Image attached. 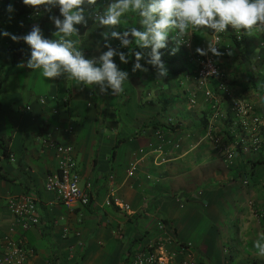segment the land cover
I'll use <instances>...</instances> for the list:
<instances>
[{"label":"crops","instance_id":"crops-1","mask_svg":"<svg viewBox=\"0 0 264 264\" xmlns=\"http://www.w3.org/2000/svg\"><path fill=\"white\" fill-rule=\"evenodd\" d=\"M111 2L86 4L87 26L79 24L75 27L79 33L66 39L77 41L75 47L85 59L95 58L97 66L108 51L106 43L127 54V63L119 55L113 58L128 73L124 91L116 96L111 88L102 94L100 85L67 79V73L48 79L42 70L20 67L31 58L30 46L0 34V139L8 142L9 150L5 157L0 149L4 176L0 177V257L3 238L10 236L35 251L28 264H127L136 252L161 242L169 254L191 243L195 264H264V256L254 246L264 236V148L239 153L234 164L227 165L206 137L211 105L194 74L186 72L190 52L207 49L208 41L214 44L213 30L190 28L175 55L170 51L176 47L173 38L178 30L171 31L167 47L160 50L168 76L157 80V69L146 62L151 48H140L134 40L120 47L110 35L131 27L144 30L137 13L125 14L112 27L91 16L97 9L102 14ZM9 4L15 9L12 13L7 11ZM22 4V0H0V33L26 35L36 25L46 39H57L50 15L28 20L20 16ZM47 7L51 12L60 10L59 5L41 6ZM228 29L220 50L225 54L216 56L217 62L234 99L249 103L264 116L263 31L257 26L249 35ZM236 33H243L244 43L235 42ZM185 41L191 43V50L185 48ZM137 51L144 54L140 64L147 73L132 72ZM63 97L69 98L66 106L59 102ZM159 129L167 140L163 154L150 148L159 144L155 136ZM46 133L73 146L81 187L93 186L89 206L70 210L46 190L47 176L58 169L56 153L39 141ZM133 163L136 172L129 177ZM24 194L37 199L40 217V224L27 232L15 229L8 208L10 198ZM111 195L129 205L131 212L107 206ZM179 263L177 256L174 264Z\"/></svg>","mask_w":264,"mask_h":264},{"label":"clouds","instance_id":"clouds-1","mask_svg":"<svg viewBox=\"0 0 264 264\" xmlns=\"http://www.w3.org/2000/svg\"><path fill=\"white\" fill-rule=\"evenodd\" d=\"M26 6L39 9L41 6L59 5L60 14L63 20L56 16H50L58 31L54 34L57 39H46L39 26L34 25L32 30L26 34L17 36L6 30L2 31L3 36L10 37L14 42L24 41L31 48V58L22 63L20 67H27L33 70H42L45 78H54L67 73V79H75L81 84L100 85V93L108 94L107 89L111 88V95L116 96L124 91L123 84L128 80V73L121 71L114 62V57L119 55L122 62L127 63V54L113 49L106 43L108 51L97 60L85 59L82 51L75 47L77 41L66 39L79 33L74 27L76 24L84 23L85 4L97 5V0H22ZM51 12V8L45 9ZM7 11H15L12 4L8 5ZM137 13L141 18L140 24L144 30L131 27L123 31H111L112 38L119 39L121 45L128 47L135 42L140 48H151L149 59L146 61L157 69V80L168 76V68L161 60V49L168 45L169 34L178 30L174 37L176 47L170 51L175 55L179 51L183 38L189 33V29L206 28L213 30V33H224L229 26L235 31L245 30L251 35L257 26L264 27V0H112L104 9L103 13L97 9L94 16L98 24L112 27L121 23L125 14ZM107 42L109 33L104 34ZM129 37L133 39L130 40ZM196 52L200 55H207L209 52L220 57L225 53L218 50L211 41H208L207 49L197 47ZM142 52H135V64L132 72L137 70L147 73L149 70L142 67L140 60ZM227 55H233L228 50ZM264 236L255 242V248L260 256H264Z\"/></svg>","mask_w":264,"mask_h":264},{"label":"built area","instance_id":"built-area-1","mask_svg":"<svg viewBox=\"0 0 264 264\" xmlns=\"http://www.w3.org/2000/svg\"><path fill=\"white\" fill-rule=\"evenodd\" d=\"M104 1V0H100ZM31 17L29 16L28 19ZM95 19V16H93ZM264 35V27H261ZM224 33H214V45L221 50L222 36ZM236 40H244L243 33H236ZM121 45V41L119 42ZM185 48L191 50V43L185 41ZM264 47V42L262 44ZM228 51V50H226ZM190 62L194 65L195 81L199 90L212 108L211 122L206 130V137L212 143L216 153L224 162L231 166L239 153L250 154L261 152L264 148V116L257 113L249 103L234 99L232 90L227 82L226 74L219 66L216 56L212 53L200 55L190 52ZM214 84V87H211ZM59 102L66 106L69 98L63 97ZM193 103L194 100H192ZM226 104L228 110L223 112L221 105ZM30 110V108H28ZM58 114V110L54 112ZM228 123V124H227ZM222 124V127H221ZM226 126V127H223ZM155 136L159 144H150L153 153L163 154V145L167 143L162 130H156ZM39 141L44 149L53 150L58 158V169L46 179V190L54 193L60 202L73 210L76 206L87 207L91 204L92 184L81 187L82 176L79 172L71 145H64L57 141L51 134L39 136ZM179 148L180 145H175ZM136 172V164H131L129 177ZM248 185V180L244 181ZM107 206H116L125 212H131V207L118 197L111 195L106 200ZM8 208L14 216L15 229L27 232L40 224L37 199L24 194L12 197L8 201ZM160 225V230H164ZM3 255L0 264H28L29 259L35 255L32 248L23 242L14 241L10 236L3 238ZM180 257L179 264H195V252L191 243L181 244L178 252L169 254L164 242L150 244L144 250L138 251L130 258L127 264H174L176 257Z\"/></svg>","mask_w":264,"mask_h":264},{"label":"trees","instance_id":"trees-1","mask_svg":"<svg viewBox=\"0 0 264 264\" xmlns=\"http://www.w3.org/2000/svg\"><path fill=\"white\" fill-rule=\"evenodd\" d=\"M83 7L85 9H87L86 4ZM94 12L92 11V14H91L92 17L94 16ZM42 14L43 15L45 14V15H50V16H56V17L60 18L61 20H63V17L60 14V10L52 11V12H47L44 8H41V7L39 9H37V8L31 7V6H26L24 4H22V6H21L20 16H22L23 18H26V19H28V17L30 16L31 18L28 19V20H31V19H34V18H38ZM94 21H96V20H94ZM78 25L79 24H76V25H74V27H76ZM119 32L122 33V31H119ZM228 32H229V29L227 30V33L224 34V35H227ZM232 37L235 39V42L236 43H244V40L242 42H239L238 40H236V34H233ZM117 40H118V45L120 47H122V45H120V43H119L120 40L119 39H117ZM221 44H222V42H221ZM186 66H187L186 67V72L189 73L188 75H191L192 76L194 74V65L190 62L189 55L187 56ZM2 72H3V68H2V66H0V87H1V76H2ZM194 79H195V75H194ZM205 125H206L205 126V129H206L207 126H208V124H205ZM7 143H8L7 141L0 139V149L3 151V156H5V157H8L9 156V150H8V147H7V145H8ZM0 177H4V176L0 175Z\"/></svg>","mask_w":264,"mask_h":264},{"label":"rangeland","instance_id":"rangeland-1","mask_svg":"<svg viewBox=\"0 0 264 264\" xmlns=\"http://www.w3.org/2000/svg\"><path fill=\"white\" fill-rule=\"evenodd\" d=\"M228 108L226 107V109H222L223 112H227ZM221 127H222V124H221ZM223 127H226V126H223ZM228 128V127H226Z\"/></svg>","mask_w":264,"mask_h":264}]
</instances>
